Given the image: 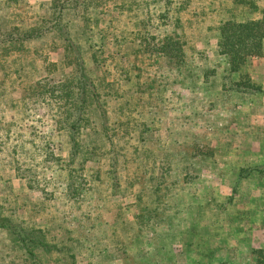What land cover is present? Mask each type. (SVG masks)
Returning <instances> with one entry per match:
<instances>
[{"label":"rangeland","instance_id":"1","mask_svg":"<svg viewBox=\"0 0 264 264\" xmlns=\"http://www.w3.org/2000/svg\"><path fill=\"white\" fill-rule=\"evenodd\" d=\"M48 1L2 4L0 17L12 24H33L45 15ZM118 1L85 0L87 7L78 8L76 15L72 10L67 18L78 44L84 50L91 47L89 54L93 52L102 63L101 71L92 69L91 74L97 79L105 76L119 88L105 106L111 121L129 120L122 114L126 110L120 109L125 101L159 113L156 118L161 125L156 123L145 133L150 141L144 161L134 162L135 156L129 155V162L124 163L119 156L115 163L122 186L139 167L146 171L142 185H130L131 193L122 197L111 195L109 185L96 180L93 190L82 193L76 201L63 195L68 176L57 160L66 158L68 147L65 143L56 145L58 149L53 146L61 138L51 122V106L35 94L23 100L27 88L43 78L49 63L61 61L62 40L50 34L9 57L7 62L13 61L17 69L10 77L13 83L12 79L1 80L4 70H0V124L12 130L8 137L0 135L3 213L9 215L13 209L16 219L47 227L48 236L59 234L57 241L69 240L71 244L80 238L83 245L75 244V264H252V249L264 248V172L256 169L264 168V96L227 88L230 80L226 83L227 66L216 52V28L220 19L256 18L258 13L249 14L232 0H187L185 7L179 5L176 17L180 20L174 24L180 25L176 30L185 42L186 57L175 71L164 59L148 56L145 51L136 60L130 49L133 45L127 43L136 30L147 29L138 38H161L173 29V17L161 20L160 3L151 0L138 3L134 11L121 13L113 5ZM259 4L262 6L264 0ZM173 12L171 7L169 15ZM82 18L89 19L86 25ZM115 35L120 36L119 42L114 41ZM88 37L92 38L86 42ZM116 46L120 51H115ZM255 64L257 67L251 70L250 66L247 72L252 71V80L264 90V82L256 80L262 76L261 68L257 61ZM207 70L208 80L202 77ZM210 70H216L217 75ZM135 72L141 74L142 87ZM152 80H156L154 87H150ZM12 98L15 102L10 103ZM147 109L144 113L151 119ZM15 146L17 152L12 159L10 151ZM101 163L104 170L108 161L102 159ZM97 166L92 164L83 173L88 176ZM29 168L36 180L32 185L27 181ZM152 173L157 177L166 173L170 181L169 191L160 184L163 197L159 201L151 188ZM140 188L142 203L149 208L157 205L162 219L138 231L132 194ZM118 240L127 245L126 252L116 246ZM65 255L57 251L41 263L73 264L69 258L62 260ZM0 264L25 263L19 253L1 242Z\"/></svg>","mask_w":264,"mask_h":264},{"label":"trees","instance_id":"2","mask_svg":"<svg viewBox=\"0 0 264 264\" xmlns=\"http://www.w3.org/2000/svg\"><path fill=\"white\" fill-rule=\"evenodd\" d=\"M2 1H0V6L7 3H10V5L20 3V0ZM143 1L148 0H121L113 5L121 13L131 12L134 11V9L132 10L134 6ZM151 1L160 3L163 12L159 16L161 20L166 21V19L173 17V29L166 32L161 38H154V40H149L147 36L138 38V35H142L147 29L136 30L135 36L127 43L133 45V48L130 49L136 60L140 57L139 53L145 51L148 56L164 59L171 70H179L184 64L186 51L183 46L185 42L182 41L181 34L176 30L180 25L176 26L174 23L180 20L176 17V13L179 11L178 6L182 4L185 7L187 0L181 3H177L175 0ZM232 3L245 9L249 14L257 12L258 16L256 18L245 16L240 19L230 16L219 21L220 23L216 28V52L227 66L224 69L226 83H228L227 79L230 80L227 88L244 95L262 93V96H264L262 87L257 85L247 72L252 58L264 56V8L258 6L256 0H232ZM86 7L85 0H49L44 8L45 15L37 18L33 24L29 25L25 22L12 24L13 21L8 22L0 17V63L3 62L0 64V70H4L1 80L12 79V83L14 81L10 77L17 72V69L13 68V61L7 62L14 53L26 51L31 42L50 34L62 40L61 61L59 64L49 63L43 78H40L35 85L27 88L23 100L30 99L35 94L42 97L51 106V122L56 134L61 138V140L59 139L60 142H54L53 146L58 149L59 147L56 145L60 146L59 143H65L68 147L66 158L63 160L58 158L57 160L61 165L60 169H64L68 176L63 195L68 200L73 201H76L82 193L90 188L93 190L92 184L96 180L98 183H105L106 187L109 185L108 190L111 189L109 193L113 196L126 197L132 191L130 185L138 184L141 186L144 181L142 180L143 174L146 171L140 170L139 167L124 187L116 177L115 163L119 156L123 158L124 163L129 162L131 160L129 155L135 156L134 162H143L147 154L146 144L147 141H150L145 133L153 129L152 125L156 123L161 125L159 119L156 118L159 115L157 110L152 111V108L147 109L142 104L137 105L129 101H125L120 107V109L126 110V112L122 110V114L125 115L124 117H128L129 120L127 122L117 119L111 121L105 106L106 103L115 98L119 88L117 86L115 88L114 82L108 81L105 76L97 79L94 74H91L92 69H97L100 72L102 63L93 52L89 54L91 47L84 50L78 44V37L73 33L70 27L72 24L67 18L72 10L76 15L78 8ZM171 7L174 9L173 15H169ZM82 20V23L86 25L85 21L89 19L82 18ZM113 37L114 41L119 42L121 40L118 35ZM91 38L88 37L86 42H89ZM122 39L126 40L125 37H122ZM114 49L120 51L118 46ZM86 52L88 53L86 54ZM208 71H205L204 76L202 75L207 80ZM211 73L217 75L216 70H210ZM234 75H236V78H233ZM134 77L137 79L139 87H142L144 83H139L141 74L135 72ZM135 82L132 80L133 84ZM151 82L150 87H154L152 85L156 80ZM2 84L1 81L0 86ZM137 91L140 92V89ZM1 96H3L2 93H0ZM10 101V103L15 102V98ZM146 109L152 113L153 117L151 119H149V114L144 113ZM1 125L0 135L4 133V136L8 137L12 130L1 127ZM15 150L17 152V146L10 151L12 159ZM102 159L108 161V166L104 170L101 167ZM92 164L99 166L91 170L87 176V174H84L88 171L86 168L89 169L88 167ZM140 166L142 167V165ZM256 169L260 173L264 172L263 167H257ZM30 172L31 169H27L29 177L27 181L29 185H32L36 183V180ZM183 172L186 175V171ZM103 175L110 180V183L103 181ZM155 175L154 173L151 174V188L156 193L159 201L163 197L160 194L162 191L159 188L160 184L165 186L164 191H169L171 186L168 185L170 182L168 177L164 176L166 173H161L159 177ZM86 178L89 180H86ZM156 179L158 181L155 183ZM142 193L143 188H140L135 194H132L137 206L133 216H135L136 221L134 224L138 231L145 225L153 223L154 220L160 221L162 219V213L157 205L149 208L142 203ZM3 209V206L0 205V245L3 242L4 247L17 254L19 253L25 264H42L41 261L44 257L57 251L61 255L66 254L62 260L69 258L73 264L76 263L78 250L75 244H78L80 238L71 244H69L71 242L69 240H67L68 242L64 240L57 241L59 234L48 236L50 229L47 227L44 229L28 224L24 220L16 219L13 209L9 215L4 214ZM134 235L137 236V234ZM79 243L83 245V242ZM116 246L125 252L128 250L127 245L122 240H118ZM252 254V264H264V248H254Z\"/></svg>","mask_w":264,"mask_h":264},{"label":"crops","instance_id":"3","mask_svg":"<svg viewBox=\"0 0 264 264\" xmlns=\"http://www.w3.org/2000/svg\"><path fill=\"white\" fill-rule=\"evenodd\" d=\"M256 2H257V5L258 6H260V4H259V2H260V0H256ZM261 8H264V4L262 5V6H260ZM257 61V63H258V67L259 68H261V75L262 76H258L259 78H257L256 80H261V82H264V56H262V57H254V58H252V60H251V70H252V68H255V67H257V65L255 64V62ZM254 72V71H253ZM249 75H251L250 77L252 78V79H254L253 78V76H252V71L250 72V74ZM258 75V74H257ZM254 81V80H253ZM262 102L264 103V98H263V100H262ZM263 247H264V245H263Z\"/></svg>","mask_w":264,"mask_h":264}]
</instances>
